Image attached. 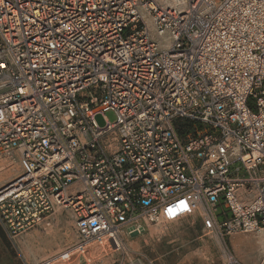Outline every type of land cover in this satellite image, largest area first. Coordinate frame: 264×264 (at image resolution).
Instances as JSON below:
<instances>
[{
    "label": "built area",
    "instance_id": "obj_1",
    "mask_svg": "<svg viewBox=\"0 0 264 264\" xmlns=\"http://www.w3.org/2000/svg\"><path fill=\"white\" fill-rule=\"evenodd\" d=\"M8 156L20 167L0 185L11 235L58 210L73 221L74 241L38 264L88 262L181 198L223 237L261 231L264 0H0Z\"/></svg>",
    "mask_w": 264,
    "mask_h": 264
},
{
    "label": "rangeland",
    "instance_id": "obj_2",
    "mask_svg": "<svg viewBox=\"0 0 264 264\" xmlns=\"http://www.w3.org/2000/svg\"><path fill=\"white\" fill-rule=\"evenodd\" d=\"M94 119L102 127L105 120L114 121L115 114L113 111L96 113ZM14 159L0 157V185L19 174L20 167ZM9 167L14 168L5 173ZM179 200L166 208L167 214L172 210L171 215L162 213L157 222L149 223L141 233H124L120 247L99 253V249L92 246L88 264H222L225 254L235 255L242 264H260L264 259V229L223 237L200 203L198 208H188ZM222 211L218 203L215 218L219 222L224 218ZM51 217L53 221L48 219L38 228L48 240L57 238L58 247L43 258L62 252L75 239L68 211L58 210ZM237 238L245 240L236 243ZM246 238L250 239V245L245 243Z\"/></svg>",
    "mask_w": 264,
    "mask_h": 264
},
{
    "label": "crops",
    "instance_id": "obj_3",
    "mask_svg": "<svg viewBox=\"0 0 264 264\" xmlns=\"http://www.w3.org/2000/svg\"><path fill=\"white\" fill-rule=\"evenodd\" d=\"M51 216L46 217V220L53 221ZM262 235L264 236V232ZM244 240L237 238L235 242L240 243ZM245 243L250 245V239L246 238ZM57 247V238L48 240L46 234L38 227L12 236L0 223V264H38L44 259L45 254L56 251ZM88 262L81 260L76 261L75 264H88Z\"/></svg>",
    "mask_w": 264,
    "mask_h": 264
},
{
    "label": "bare ground",
    "instance_id": "obj_4",
    "mask_svg": "<svg viewBox=\"0 0 264 264\" xmlns=\"http://www.w3.org/2000/svg\"><path fill=\"white\" fill-rule=\"evenodd\" d=\"M9 159V158H11V156H8V157H3L2 158V160H4V159ZM3 168V167H2ZM1 168V169H2ZM14 168V167H13ZM13 168L12 167H9V169L5 172V173H8L10 170H13ZM18 175V173L16 174V175H14L12 178H14V177H16ZM12 178H10V179H12ZM9 179V180H10ZM7 182V181H6ZM179 201H183L184 202V205H186L188 208H198L199 207V203H198V201L197 200H195V199H192V198H184V199H182V200H179ZM178 202V201H177ZM179 205V204H178ZM170 206V205H169ZM168 207V206H167ZM166 207V208H167ZM166 208L164 209V211H163V213L165 212V214L166 215H171L170 213H169V211H168V213L169 214H167V211H166ZM179 210V209H178Z\"/></svg>",
    "mask_w": 264,
    "mask_h": 264
},
{
    "label": "snow or ice",
    "instance_id": "obj_5",
    "mask_svg": "<svg viewBox=\"0 0 264 264\" xmlns=\"http://www.w3.org/2000/svg\"><path fill=\"white\" fill-rule=\"evenodd\" d=\"M169 213L172 214V210L171 209H169Z\"/></svg>",
    "mask_w": 264,
    "mask_h": 264
}]
</instances>
